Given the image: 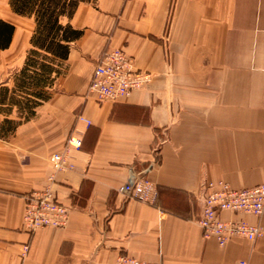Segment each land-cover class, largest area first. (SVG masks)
<instances>
[{
	"label": "crops",
	"instance_id": "0c3cea01",
	"mask_svg": "<svg viewBox=\"0 0 264 264\" xmlns=\"http://www.w3.org/2000/svg\"><path fill=\"white\" fill-rule=\"evenodd\" d=\"M0 21L13 27L0 48V88L11 90L34 23L9 0H0ZM62 22L81 35L48 99L25 120L15 108L0 113V264H115L120 255L264 264V211L220 215L260 224L254 242L219 246L197 223L205 183L264 184V0H89ZM113 49L150 78L125 98L97 102L90 78ZM4 119L16 122L11 131ZM70 135L81 146L64 151ZM63 152L70 167L54 170L49 159ZM134 177L153 184L152 204L117 193ZM42 190L71 208L68 222L30 233L25 198Z\"/></svg>",
	"mask_w": 264,
	"mask_h": 264
},
{
	"label": "built area",
	"instance_id": "2783aa9c",
	"mask_svg": "<svg viewBox=\"0 0 264 264\" xmlns=\"http://www.w3.org/2000/svg\"><path fill=\"white\" fill-rule=\"evenodd\" d=\"M150 75L134 69L133 61L124 51H107L94 67L87 88L97 102H115L128 96L132 91L142 88ZM86 123H89L85 120ZM81 139L70 135L65 141V150L79 149ZM54 170H63L68 166L64 152L49 159ZM201 211L197 223L205 239L213 238L219 246H225L233 239L254 242L263 235L260 224H250L243 219L223 220L221 213L246 214L259 218L264 211V184L252 188L233 189L227 183L217 186L207 182L203 185ZM117 193L125 200H137L152 204L155 188L146 178H129L119 186ZM22 226L33 233L44 227L63 228L69 218L70 207L58 202L47 190L30 193L25 198ZM27 247H24L25 254ZM23 256V255H22ZM115 264H150L139 261L129 255H120ZM237 264H246L239 261Z\"/></svg>",
	"mask_w": 264,
	"mask_h": 264
},
{
	"label": "trees",
	"instance_id": "16d2710c",
	"mask_svg": "<svg viewBox=\"0 0 264 264\" xmlns=\"http://www.w3.org/2000/svg\"><path fill=\"white\" fill-rule=\"evenodd\" d=\"M89 0H9L11 10L33 20L30 48L21 69L14 75L11 90L0 88V113L8 115L16 109L19 117L28 119L34 109L49 97L48 88L62 72V61L67 58L69 45L81 31L73 29L63 18H71L77 6ZM13 27L0 21V48L9 42ZM8 96L6 106L5 100ZM7 131L16 122L4 119Z\"/></svg>",
	"mask_w": 264,
	"mask_h": 264
}]
</instances>
